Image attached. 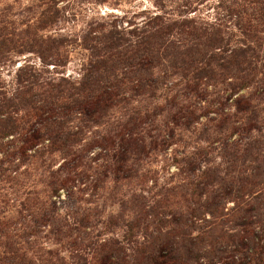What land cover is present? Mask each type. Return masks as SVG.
I'll return each instance as SVG.
<instances>
[{
  "label": "rangeland",
  "instance_id": "obj_1",
  "mask_svg": "<svg viewBox=\"0 0 264 264\" xmlns=\"http://www.w3.org/2000/svg\"><path fill=\"white\" fill-rule=\"evenodd\" d=\"M156 15L219 30L227 48H250L241 73L248 87L234 92L223 77L187 89L185 58H177L176 67L160 58L148 70L156 86L139 84L149 76L139 65L140 39ZM248 23L257 25L253 39L246 36ZM111 34L116 49H108ZM98 62L107 64L100 72L107 90L118 94L116 104L97 123L78 110L59 118L70 138H78L73 147L51 152L47 140L26 143L50 137L15 100L25 74L35 75L34 91L47 84L70 89ZM241 97L251 104L247 114L236 105ZM9 100L13 107L6 109ZM182 105L196 118L175 125L172 116ZM0 109V228L7 235L0 237V264H101L107 254L113 256L109 264H142L139 250L153 248L151 236L166 233L155 225L170 219L171 210L203 240L216 223L226 238L241 232L244 206H259L247 216V229L264 245V224L257 223L264 212V0H0ZM124 128L139 138L125 136L120 146L116 134ZM137 139L145 145L141 153L135 152ZM65 163L70 167L52 177ZM205 171L223 177L231 195L213 216L212 208L190 216L186 189ZM158 202L155 212L167 217L145 213ZM222 247L229 256L233 246ZM199 248L203 255L213 250L208 240ZM210 256L201 263L214 261Z\"/></svg>",
  "mask_w": 264,
  "mask_h": 264
},
{
  "label": "trees",
  "instance_id": "obj_2",
  "mask_svg": "<svg viewBox=\"0 0 264 264\" xmlns=\"http://www.w3.org/2000/svg\"><path fill=\"white\" fill-rule=\"evenodd\" d=\"M189 4L191 3L188 2V5ZM254 21H256L255 18ZM256 28L257 25L253 26V23H248L246 36L252 39L255 38ZM219 32V30L213 31L207 28H197L194 26L192 20L166 23L162 16H153L148 19L146 27L142 32L140 45L142 46L144 57L140 59L139 65L146 68L147 71H150L154 63L159 61L160 58L166 60L170 58L171 63H174V65H172L174 67H176L178 59L185 58L181 66L184 67V72L187 71V74L182 75L183 79L186 81L187 89L193 88V91H195L196 87L192 86L194 84L197 86L200 85L203 79L223 77L226 79L229 77L230 81L227 82V85L231 87L234 92L239 93L248 87L246 82L249 80L243 79L241 73L246 71L242 69V65L248 63L245 57L248 52H251V49H230L227 48L226 45L222 46L223 38L219 36ZM175 35L180 38H175ZM106 37H109L108 39L113 41L111 45L108 44V49L118 48L119 42L117 38L113 37L112 34ZM46 48L48 53L53 49L48 45ZM113 56L114 55H112V58ZM113 59L120 64L128 65L126 64L128 59H121L120 56H114ZM100 64H102L101 67ZM106 66L107 64L105 62L95 63L93 69L88 72L83 81L77 87H72L70 89H61L58 86L47 84L45 90L34 91L33 89L36 87V84L31 80L36 78L35 75L32 73L25 74V79L20 81L19 95L15 100L22 104L24 108H27L26 116L35 119L36 122L41 124L44 127L46 135L50 137L27 138L25 140L26 143L38 140L37 143H39L42 140H47L50 144L51 152L62 150L66 146L73 147L77 143L78 138H70V131L67 130L66 126L58 119H64L65 116L70 115L72 111L78 110L82 115L94 118L93 123H97L102 119V114L105 115L106 112L116 104L118 94H115L111 90H107L109 85L106 80L108 79L100 72L104 70V72H107ZM94 73H97L98 76L94 77ZM25 82L28 83L23 84ZM139 82L138 83L143 87L149 89H153L158 83L157 78L154 77L152 72H149L148 77L141 78ZM116 85L118 87V84ZM67 94L68 96H66ZM236 105L244 113L247 114L250 112L251 104L248 99L241 97L236 101ZM12 107L13 105L10 100L5 102L4 108L8 109ZM178 108L179 110L172 116V121L175 125L182 123L181 121L188 124L195 120L196 116L192 107L182 105ZM1 111L0 109V113ZM45 114L48 116L44 120L43 116ZM141 122L142 120L140 119L139 123ZM116 136L120 139V146L123 145V138H125V136L139 138L137 134L133 135L130 132H125V128L118 132ZM133 142L135 145V152L141 153L144 150V142L139 139ZM80 159V157H75L74 162H78ZM119 159L123 162L122 158ZM68 167H70L69 164H62L58 171L52 174V177H55L56 173ZM190 169H192V167ZM189 170L188 173H191ZM122 172L126 174L128 170H122ZM127 175V178L131 177V175ZM190 180V192H188L189 189H186L188 195L186 200L187 202H190V200L192 201L191 210L187 211L190 216H195L194 214L199 213L201 209L206 210L209 208L213 209L211 212L213 216L217 213V207H219L222 200L227 199L226 197L231 195L229 189L225 188V179L219 175H211L209 171H205L200 176H197L198 181L196 182L193 179ZM243 181V179H240L241 183ZM66 182L67 181L62 182V187L66 186ZM170 192H172V190ZM238 192L241 193L242 190L239 189ZM204 197H206L205 201L202 202ZM164 201H168L167 197ZM248 202L250 201L246 203ZM159 204L161 205L160 202L156 203V207H152L149 212L145 213L152 215L156 213L158 218V213L163 214L155 212ZM246 206L247 205H245L241 211L244 215H242L240 219L245 220L244 225L242 224L243 230H241V232L226 238V233L221 232L223 231L222 228H220L221 223H216L215 228L212 229L214 232H210L209 236L204 235L203 240L192 237L191 234L183 228L187 222L183 220L181 212L178 213L171 210L170 219L161 218L155 225L157 229L163 227L167 228L166 233L161 234L159 232L157 236H151L153 239V248H150V245L146 247L145 250H139L138 254L141 263L202 264L201 259H204L205 256L212 255L210 257L214 258V261H211L209 264H219L220 261H222L221 264H264V245L260 242L261 237L251 235L252 232H249L247 229L251 227L249 223H247L249 218L246 219L249 213H255V211L262 210V208L259 206L257 208L255 206L248 208ZM244 212H246V214ZM258 217L260 218H258L259 221L257 223L264 224V212L258 213ZM152 224H154V222H152ZM4 230V228H0V237L6 235ZM206 240H208V244L213 250L203 255L200 253L199 247L202 245L203 241L205 243ZM230 245L233 246L232 251L228 253L229 256L223 257V255H226L224 254L226 249H223L222 246L229 247ZM214 248H217V253L214 251ZM110 257L113 256L107 254V256L102 259L101 264H109L108 259ZM229 259L231 262H228ZM134 264L139 263L136 261Z\"/></svg>",
  "mask_w": 264,
  "mask_h": 264
}]
</instances>
